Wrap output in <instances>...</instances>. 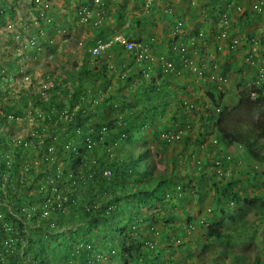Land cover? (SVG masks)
Here are the masks:
<instances>
[{
  "label": "trees",
  "instance_id": "obj_1",
  "mask_svg": "<svg viewBox=\"0 0 264 264\" xmlns=\"http://www.w3.org/2000/svg\"><path fill=\"white\" fill-rule=\"evenodd\" d=\"M250 1L208 0L202 4L208 16L205 25L211 26L218 16L229 14L235 6L243 7V14L238 17L242 21V30H238L237 34L247 42L254 41L256 33L250 28L255 20L263 18L250 9ZM229 2H232V9L228 12L226 7ZM30 3L33 9V1L30 0ZM12 9L14 5L9 10ZM235 33L236 30L233 31ZM178 39L179 35L175 40ZM136 42L141 43L142 39ZM180 44L183 43L180 41ZM114 48L117 50L114 51ZM109 50L110 57L102 59H91L88 53L84 54L91 67L88 72L93 75L77 73L71 81L53 79L51 86L39 89V93L30 94L21 90V99L13 98L12 105H7L3 111L0 109V205L5 206L1 212L3 223L8 224L24 241H18L13 249L8 250L3 239L10 232L2 223L0 264H76V260L82 264H98L105 257H118L126 264H138L139 261L145 264H174L169 259L172 258L170 250L176 246L178 238L187 237V230H195L188 222L177 223L179 214L170 212L175 209L177 200L187 199L182 195L177 198L185 191V185L178 179L183 168L188 172L186 178L206 176L201 167L203 170L210 166L220 167L223 172L231 171L223 193L214 195L216 206L222 202L227 204L226 207L230 203L243 204V216L238 213L242 218L249 212L257 214L264 207V169L261 172L255 168L233 170L232 166L256 163L264 168V81L250 88V92L255 93L254 97L251 93L240 91L232 108L223 105V99L217 96L219 93L208 92L212 110H207L205 116L198 113L199 126L194 130L184 101L176 99L179 87L173 89L161 75L146 79L140 69L122 78L107 76L111 60L118 62L119 58L127 55L133 60L136 53L135 49L125 52L118 45ZM7 67L14 69L13 63H8ZM83 75L90 76L92 81L98 79L101 86L91 92L83 84ZM221 76L224 77V73ZM113 80L117 83L114 90L111 89ZM121 89L128 91L129 101H136L139 108L134 110L132 103L121 104L120 108L114 102L110 103ZM27 94L45 112L48 135H27L18 140L13 138L14 117L9 116L16 115L19 101ZM122 96L125 97V94ZM216 108L220 111L217 112ZM167 112L168 118L164 120ZM59 131L62 133L58 138L56 132ZM162 136L167 138L158 142ZM151 137L163 146L160 160L164 162L165 172L157 168L145 149L150 145ZM213 139L216 143L212 142ZM24 148L36 150L41 162L30 159ZM169 153L174 154L170 159L167 158ZM177 153H185L183 167L171 160ZM195 156L200 160L194 159ZM25 161L30 165H25ZM167 162L171 163V168ZM58 167L60 171H57ZM105 169L110 171L109 177L102 175ZM221 176L224 178V173ZM169 180L174 182L169 183ZM250 185L253 188L247 189ZM164 187L177 195L166 199ZM255 187L259 190L253 192ZM53 188L61 198L59 207L52 202L57 196ZM45 204L55 209L51 211L50 218L42 219L38 214ZM27 206H34L36 214L27 217L21 212ZM166 211L170 214L166 215ZM72 216L83 221V227L77 226L75 232L81 229L88 232L86 241L69 237L70 230L52 232L50 223L54 219L64 221ZM215 218L213 216L209 224L198 223L197 229L204 231L196 241L198 245L191 249L196 260L186 264H205L203 255L207 252L208 258L215 264H249L231 250L227 251L229 262L218 257L221 253L220 249H216L229 248L232 233ZM26 223L35 227L33 236H38L40 231L43 238L30 237L25 229ZM135 225L137 228H134ZM245 228L241 225L240 230ZM59 243H63L62 249H57ZM199 249L203 251L199 253ZM164 257H168L165 262Z\"/></svg>",
  "mask_w": 264,
  "mask_h": 264
},
{
  "label": "rangeland",
  "instance_id": "obj_2",
  "mask_svg": "<svg viewBox=\"0 0 264 264\" xmlns=\"http://www.w3.org/2000/svg\"><path fill=\"white\" fill-rule=\"evenodd\" d=\"M207 1L208 0H144L143 3L139 2L138 6L132 7H130V5H135L134 0H122V3L127 12L128 19H131L132 25L129 24V28L132 29L131 31L134 38H141V44H146L148 47L154 48L155 51H167L172 40V36H170V34H172V29H174V25L180 23L181 26L176 36L179 35V39L186 48V52L188 51L189 55L192 56V61L199 59L200 62H203L202 57H206L207 60L209 58L210 60L208 62L210 63L207 62L205 67L215 72L225 71V80L220 84V87L225 90L228 95L232 94L236 96L238 93L236 89L238 88L237 81H245L244 85H246V89L248 90L253 83L252 78L257 73V70H264V11L260 15L263 20H255L250 28L252 32L256 33V35H254V41L247 42L245 46H241L245 42V39L241 40L238 38L236 48L230 51H228L227 48V51H224V48L227 47L229 42L236 39V35L233 34L232 31L235 29V26L238 27L236 23L239 21L238 17L243 14L244 8L242 7V9L235 6L233 8L234 10L231 11L232 2H229L226 11L231 12L225 14L227 17L226 24H224L223 27L219 26L220 22L218 23V20L219 17H221L220 15L217 21H213L211 26H206L204 21L208 16L206 7L202 4ZM56 2L58 3L60 0H56L55 3ZM12 5H14V9L9 10ZM30 5V0H0V88H2V93L0 94V109L2 111L7 108V105L13 104V98L19 99L21 94H23L22 91L33 94L39 89L41 91L42 89L50 87L53 79L63 78L71 81L77 73L85 74L91 68L84 58V52L75 47L77 41L72 35L77 31L74 29L76 27L73 26L72 34H66L65 31H59L56 28L59 17L64 19L66 14L70 15V13L74 12L72 9L75 3L65 1L63 6H53V8L55 7V12L50 11V21L45 14L46 10L40 11L36 7L32 9ZM221 21H223V19ZM239 24H241V21H239ZM68 27L70 28V26ZM223 30L225 32V41L223 37H221V32ZM58 31L60 33H57ZM127 31L128 35L131 36V31L129 29H127ZM196 32H198L197 36ZM216 45L222 46L223 52H221V56L217 55L220 50L217 49V52H214V47ZM209 48L214 52L211 57L204 53V51L207 52ZM236 49L238 50L233 54H227V56H225L227 52L231 53ZM249 55H252L253 60L250 61L252 63L248 68L249 70L244 69L236 75V70L242 66L244 61L247 62V57L249 58ZM199 56H201V58H199ZM8 63H13L14 69L10 70L7 67ZM222 64H228V67L224 69L221 67ZM109 65L114 67L116 64L112 62ZM88 73L89 75H93V73ZM87 76L88 75H83V84L86 88L88 87L91 89V92L93 88L101 86L97 82L98 79L92 81V78H90V76L87 78ZM211 81L214 80H210V83ZM185 82H187V80ZM191 83L195 84L194 78H191ZM206 83L208 84V82ZM202 85V89L198 91V100L200 103H197L194 108L197 114L191 113L189 117V119H192V127L194 130L199 126V122L197 121L198 113L205 116L207 110L212 107L209 97L206 94L212 89H207L206 85ZM3 92L6 93L5 96H3ZM123 93L125 97L122 96L124 95ZM127 93L128 91L121 89L118 94L112 97L110 103L114 102V104L119 105V108L122 107L123 104L132 103V108H134V110L135 107L139 108V104L136 101H129L128 95H126ZM25 97L23 100L19 101L16 115L9 116L10 118L14 117L15 120V124L12 125L14 130L13 138L19 140L27 135H31V137L48 135V125L45 123L46 120H44L46 116L45 112L36 104V101L34 102L31 100V96L29 97L27 94ZM202 99H204V101H202ZM186 101L192 102L193 100L191 97H188ZM121 104L122 106H120ZM60 133L62 132H56L58 138L60 137ZM63 135L66 138V135ZM164 140L165 137L162 136L158 142H163ZM158 142L155 138L151 137L150 145L147 147L145 146V149L149 151L157 168L161 172H165L164 162L160 160L163 154V146L159 145ZM171 144L173 145V143ZM49 147L52 148L51 146ZM170 148L171 146L168 147V149ZM28 149L29 148H24V153L27 152V156H29L30 159H34L38 161L37 163H40L41 160H39L38 152L34 149ZM178 154L180 153H177L171 160L183 167L186 162L185 153L182 155ZM171 155L174 154L169 153L167 158L170 159V157H172ZM195 158L200 160V157L197 158V156H195L194 159ZM9 160L11 161L12 158H9ZM199 160H197L198 163ZM26 164L30 165L28 161H25V165ZM167 166L169 168L172 167L170 162H167ZM248 168L249 167H246L245 170ZM200 169L207 173L206 176L196 175L186 178L185 175H188V172L184 168L178 176V179L185 185L183 188L185 191L179 193L177 198L182 195L183 197H187V199L185 201L177 200L176 205L174 203L175 209L170 210V212L179 214L177 223L184 224L188 222L195 230H187V237L178 238L176 246L170 250L172 258L169 257V259H172L174 264H186L187 261L196 260L191 249L198 245L196 241L204 231L197 229L199 222L209 224L214 216L216 217L215 219L225 224L224 227L228 226L229 228L233 225V219H239L237 218L239 214L243 216V212H241L244 211L243 204L230 203L228 207H226L227 204L222 202L219 206L215 205L214 195L223 193L225 184L229 181L231 176V171L228 169L223 172L220 167L211 169L210 166L205 170H203L202 167ZM57 171H60V167L57 168ZM217 173H224V178ZM212 174L216 176L212 177ZM173 182L174 180H169V183ZM248 187L252 186H247V189ZM256 189L259 190L258 187H255L253 192L257 191ZM163 190L165 191L166 199H172L175 194L177 195V193L167 190L166 187H164ZM139 205L140 204H137L136 206ZM182 206H184V208H182ZM232 206H234V208H232ZM4 207L5 206L0 205V227L4 220V215L1 212V209ZM6 208L10 211L9 207ZM151 211L153 212L155 210ZM170 212L166 211L165 214L169 215ZM248 215H254V212H249L246 216ZM123 217L125 218L124 214ZM249 218L252 220L251 217ZM59 220H56V227L52 232H67L70 230L71 235L69 237L82 238L85 239V241L89 238V233L82 229L77 233L75 232L77 226L79 228L83 227V225H81L83 221L77 218V216L66 218L64 221ZM25 225L26 228H24L29 231L30 237L43 238L44 235L40 231L38 232V236H33L32 233L35 227L31 226L30 223H26ZM134 228H137V226L135 225ZM259 233L260 232H258V235H260ZM2 234L3 232L0 230V238ZM250 234L251 232H241V238L237 240L240 241L247 238L246 245L244 246L243 244L244 248L240 246L241 250L239 253L246 256L248 259H251L254 254L252 246L249 245L251 242L253 243L254 237L248 238ZM174 236H177V232L174 233ZM16 237L18 241L20 236L17 234ZM151 239L155 241L154 237ZM22 240L20 242H22ZM183 241H185V244L181 245ZM62 247H64L63 243H59L57 249H62ZM201 251H203V249L198 250L199 253ZM203 257H205V264H215L208 258V252L205 253ZM218 257L223 258L224 262L228 261L225 253L219 254ZM56 259L60 260L57 256ZM167 259L168 257H164L163 261L165 262ZM74 263L82 264L80 260H76ZM57 264H59V262H57ZM98 264H126V262L118 257H105L101 259ZM138 264H145V262L139 261Z\"/></svg>",
  "mask_w": 264,
  "mask_h": 264
},
{
  "label": "clouds",
  "instance_id": "obj_3",
  "mask_svg": "<svg viewBox=\"0 0 264 264\" xmlns=\"http://www.w3.org/2000/svg\"><path fill=\"white\" fill-rule=\"evenodd\" d=\"M33 1V0H32ZM56 1V0H55ZM53 2V4L51 5L50 8H48L45 11V14L48 18V20L50 21V11L55 12V7L53 8V6H59L64 4L65 1H69V2H74V8L72 9V11H74L73 13H70V15L66 14V17L63 19L62 17H59V19L57 20V25L56 28L59 31H65L66 34H72V21L76 20L78 22V24H86L89 27H96L102 31H107L109 34L107 37H103V39H97L96 43L98 41H102V42H106V41H110L114 36H121L126 38V40L131 41L134 44V47L131 51H133L134 49L136 50V53L134 54V59L132 60L131 58L127 57L126 59H123L124 61H118V62H114L113 60H111L112 62H114V67L109 65L108 67L110 68V72L108 73L107 76L112 75L114 78L116 79L118 76H121V78L123 76H126L127 74H129V70L132 68L136 69H140L143 77H145L146 79H150L151 77L157 78L159 75L162 76L163 80L168 83L171 87L175 86L178 87L179 85V89L176 95V99H182L184 101V105L186 107V114L188 116V118L190 117L191 113L195 114V105L199 102L198 100V91H200V89H202L203 85H206L207 89H212L210 90V92H217L219 94H217V96L221 97L224 101V106L225 107H230L232 108L235 103H236V96H233L232 94L228 95V93L223 90L220 86V84L223 83V81L225 80L224 77L221 76V73H224V75H226V72H215V71H211L209 69H207L205 67V65L207 64V62L210 60L206 57H202V61L200 62L199 59H196L194 61H192V56L189 55L188 51L186 52V48L184 47V45L180 44V39H178L177 41L176 39V33L178 32V29L180 28V23L174 25V29H172V34H170V36H172V40L170 43V46L168 47L167 51L165 52H160L155 51L154 48L148 47L146 44H141L139 42H136L139 38H134V36L132 35V29L129 28V24L132 25L131 23V19H128L127 16V12L123 7V3L122 0H60V2ZM188 1V0H187ZM124 2V1H123ZM34 3V1H33ZM250 9L253 10L257 15L259 14V16L263 13L264 10V0H251L250 3ZM132 7V4L130 5ZM35 7V4H34ZM88 9L90 11V16L89 18H87V21L83 22L82 20V15L83 9ZM121 12L120 15L117 16V21H123L124 20V24L127 23L128 27H122L123 29H117L119 26L121 27V25H119L118 27H116V29H111L110 27H104L105 24L108 23V21L106 20V16L107 14H110L113 12ZM50 15V16H49ZM59 16V14H58ZM93 16H96V21L93 24H90L89 22L92 20ZM75 17V18H74ZM71 19V20H70ZM223 19V21L221 20ZM220 20V21H219ZM218 23L220 22L219 26L223 27L224 24H226L227 22V17L225 14L221 15V17H219ZM240 21V20H239ZM239 21H237V25L238 27L235 26L236 30V39L233 41H230L229 44L227 45V47L224 48V51H228L233 50L234 48H236L237 44H238V34L237 31L238 30H242V21L241 24H239ZM70 26V28L68 27ZM76 30V28H74ZM127 29H129L131 31V36L128 35V31ZM57 33H60V32ZM232 31V32H233ZM138 36V35H137ZM225 36V32L224 30L221 32V37H223V40L225 41L226 39L224 38ZM227 37V36H226ZM239 39H244V38H239ZM113 40V39H112ZM96 43L87 48L86 50L88 51L89 49H91L92 47H94L96 45ZM174 43V44H173ZM263 43V41H262ZM247 44V41L245 40V42L241 45V46H245ZM115 45H118L121 49H123L125 52L130 53L131 51H127L124 49V47L118 43H112L106 51H104V53H102L101 55L98 56H93L90 54V52H87L91 58H98V59H102V56L105 55L107 57H110V55H108V52L110 51L109 49L111 47H114ZM214 52H217V49L220 50L219 53L217 55L221 56V52H223L222 46L221 45H216ZM238 49H236L235 51H232L231 53L227 52L225 54V56H227V54L231 55L234 52H236ZM139 52H144L146 54V57L142 60V61H137V54ZM213 51H211V49L209 48L207 52H205L206 55L208 56H212ZM172 53V56L170 57ZM176 56V57H173ZM199 58H201V56H199ZM129 60V64L128 61ZM247 62L244 61V63L242 64L241 67H239L236 70V75H238V72L243 71L244 69H248L250 64L253 61L252 60V55H249V58L247 57ZM119 60H122L119 58ZM109 62L112 63V62ZM210 63V62H208ZM222 68L226 69L228 67V64H222L221 65ZM115 68V69H114ZM159 71V74L155 76L154 73H151L152 71ZM249 70V69H248ZM206 72V73H203ZM184 73V77L182 79V84L178 83V77L177 75ZM219 75V76H218ZM192 76V77H190ZM191 78H194L195 84L191 83ZM214 80L211 81L210 80ZM253 79V83L252 85H250L249 89H246V85H244L243 80H239L237 81V87L236 88L238 90V93L240 91H245L247 94L251 93V96L254 97L255 93L250 92V88L252 86H259L260 84H262V82L264 81V70H257V73L255 74V76L252 78ZM187 80V82H185ZM208 82V84L206 83ZM210 83V84H209ZM117 88V83L115 80H113V86L111 89H116ZM183 88V90H182ZM196 90V91H195ZM208 93V92H207ZM206 93V94H207ZM208 96V95H207ZM188 97L192 98V102H187L186 99ZM201 97V96H200ZM196 100H198L196 102ZM202 101H204V99H202ZM210 101V100H209ZM211 103V102H210ZM212 104V103H211ZM213 107V104H212ZM212 107H210L208 110H212ZM217 112L220 111V108H216L215 109ZM168 118V112L166 113V118ZM167 137L165 136V139ZM213 143H216V141L213 139L212 141ZM213 158V157H212ZM229 158V157H228ZM214 159V158H213ZM217 163V161L215 162ZM233 166V169L237 168V169H241V170H245L246 167L249 168H255L258 171H262L264 168L257 165L256 163H251L249 166H247L244 163H240L237 166ZM248 168V169H249ZM212 169V168H211ZM110 172V171H109ZM225 172V171H224ZM219 176H221V173H217ZM23 209V208H22ZM21 209V212H23ZM24 213V212H23ZM251 217L252 220L249 218ZM237 218L239 219H233V225L229 228L228 230L232 233V239L230 242V247L229 248H224V247H220L217 248L216 250L220 249V253H225L226 257L228 258L229 262L230 260V255L227 253L228 250H231L233 252L234 255H236L237 257H239V259H244L246 262H248L249 264H264V207L260 210L259 213L254 215H248L244 218L241 217V215L237 216ZM56 221V219L53 220V224ZM5 226H7L6 231L10 232L9 236L6 238H10V237H16L17 232L13 231V229L6 223H3ZM251 224V225H250ZM225 225V224H224ZM238 225V227H237ZM241 225H244L246 228L245 230H240ZM250 225V226H249ZM51 227V226H50ZM237 227V228H236ZM51 228H55V226L51 227ZM52 229V230H53ZM241 232H251L250 237H254V241L253 243L251 242L249 245L252 246L253 250H254V254L253 257L251 259L246 258V256L242 255L240 252V246H244L246 245V239L237 241L238 239H240V233ZM258 232H260L258 235ZM22 238H19L18 241H21ZM5 239H3V244H4ZM17 240L15 241L14 244H16L18 242ZM23 242V240H22ZM5 246V245H4ZM243 246V248H244ZM6 247V246H5ZM261 248V249H259ZM227 249V250H225ZM10 250V249H8ZM256 259V260H255Z\"/></svg>",
  "mask_w": 264,
  "mask_h": 264
},
{
  "label": "built area",
  "instance_id": "obj_4",
  "mask_svg": "<svg viewBox=\"0 0 264 264\" xmlns=\"http://www.w3.org/2000/svg\"><path fill=\"white\" fill-rule=\"evenodd\" d=\"M33 1H34V4H35V7L38 10L45 11L48 8L51 7V5L53 4V2L55 0H33ZM82 12H83V15H82V20L81 21L85 22V21H87V18H89V16H90V11L88 9H85L84 8L82 10ZM112 39L110 41H106V42L98 41L94 47H92L91 49L88 50V52H90V54L93 55V56L101 55L102 53H104V51L107 50V48L112 43H118V44L122 45L124 47V49L127 50V51H131L133 49V47H134V44L131 41L126 40V38H124V37L114 36ZM137 55H138L137 56V61L138 60L139 61H142L146 57V54L144 52H139ZM49 150H51V148ZM102 175L104 177H109L110 176L109 170H106V169L103 170L102 171ZM52 190H53L54 193H56L55 188H53ZM58 196H60V195L57 194V196L55 197V200L52 201V202L55 203V206L56 207H59V200L61 199ZM53 209H55V208L54 207L49 208L45 204V205H43L40 208V211H39V214L38 215L42 219H44V218H50V213H51V211ZM22 211L24 212V214H26L27 217H29L30 215H35L36 214V210H35V207L34 206L24 207L22 209ZM50 226L53 227L54 224L51 222L50 223ZM16 240L17 239L15 237L14 238L13 237H10L8 239H5L4 245L6 246L7 249H10L11 250V249H13L14 243H15Z\"/></svg>",
  "mask_w": 264,
  "mask_h": 264
},
{
  "label": "crops",
  "instance_id": "obj_5",
  "mask_svg": "<svg viewBox=\"0 0 264 264\" xmlns=\"http://www.w3.org/2000/svg\"><path fill=\"white\" fill-rule=\"evenodd\" d=\"M159 1V0H158ZM140 3H143L144 0H134L135 5L132 6H138ZM131 7V6H130ZM121 12H113L110 14H107L106 16V20L108 21L107 24L104 25V27H110L111 29H116V27H118L119 25H121V27L119 26L117 29H123L122 27H128L127 23H125V25L123 26V21L118 22L117 16L120 15ZM75 18V17H74ZM116 18V19H115ZM96 21V16H93L92 20L89 22L90 24L94 25V22ZM72 26H75L77 29V31L75 33H73L72 36H74V38L76 39L77 43H76V48L78 50H82L84 52V54H86L88 51L86 50L87 48L93 46L97 39H103V37H107L108 36V32L107 31H102L96 27H89L86 24H78V22L76 20L72 21ZM148 28V27H147ZM80 39V40H79ZM84 41V42H83ZM117 49L114 48V51H116ZM163 52V51H160ZM205 53V51H204ZM89 55V54H88ZM90 56V55H89ZM102 57H105V55H103ZM176 57V56H173ZM91 58V56H90ZM127 57H124L123 59H126ZM92 59V58H91ZM119 60V61H124V60ZM128 64L130 63L129 60L127 59ZM115 69V68H114ZM151 73H154L155 76L159 74V71H152ZM129 74H135V68H132L129 70ZM178 77V83L182 82V79L184 77V73L177 75ZM163 79V78H162ZM182 84V83H180ZM179 87V85H178ZM173 89H175V86H172Z\"/></svg>",
  "mask_w": 264,
  "mask_h": 264
}]
</instances>
